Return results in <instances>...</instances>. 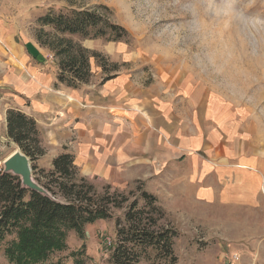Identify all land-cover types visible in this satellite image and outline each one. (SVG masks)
I'll return each instance as SVG.
<instances>
[{
	"label": "crops",
	"instance_id": "obj_1",
	"mask_svg": "<svg viewBox=\"0 0 264 264\" xmlns=\"http://www.w3.org/2000/svg\"><path fill=\"white\" fill-rule=\"evenodd\" d=\"M4 25L0 13V121L6 130L9 108L35 119L45 147L38 166L50 169L69 152L88 178L114 186L151 181L159 197L199 204L202 225L228 237L234 252L264 241V156L240 138L239 121H225L216 97L161 67L151 79L129 69L97 80L94 69L92 80L68 87L57 82L47 48L16 42Z\"/></svg>",
	"mask_w": 264,
	"mask_h": 264
},
{
	"label": "rangeland",
	"instance_id": "obj_2",
	"mask_svg": "<svg viewBox=\"0 0 264 264\" xmlns=\"http://www.w3.org/2000/svg\"><path fill=\"white\" fill-rule=\"evenodd\" d=\"M75 7H99L112 22L128 32V40L118 42L102 37L66 36L88 51L93 77L94 69H98L97 80L129 69L137 77L147 73L149 79L155 67L169 72L175 70L185 82L198 84L207 90L205 94L216 97L218 110L228 113L225 121H239L240 138L257 146L256 155L264 156V0H0V13L7 23L5 30L14 35L18 43L33 40L43 48L47 47L41 45L38 38L43 41L44 33L53 29L42 24L39 18L48 12ZM50 52L57 65V57ZM17 148L0 121V157ZM38 168L48 169L37 165ZM88 179L97 190L107 184L96 178ZM148 182L109 185L117 191L142 188L155 194L152 182ZM178 192L173 189L171 194ZM161 195L156 197L166 213L162 222L177 231L175 264H264V241H247L252 243L251 248L245 247L241 250L243 253L234 252L235 247L227 242L228 237L220 239L221 233L213 226L202 225L199 204ZM118 215H121L120 210H115L112 218L86 224L83 237L73 230L68 231L64 247L43 263L61 259L72 264L74 254L83 252L85 264H110L114 222ZM223 220L227 222L224 235L233 236L229 216H224ZM12 239L13 235H9L0 245V264H16L4 252ZM234 253L238 257L244 255L245 259L257 257L254 262L243 263L241 257L232 260ZM138 264L153 263L143 259Z\"/></svg>",
	"mask_w": 264,
	"mask_h": 264
},
{
	"label": "trees",
	"instance_id": "obj_3",
	"mask_svg": "<svg viewBox=\"0 0 264 264\" xmlns=\"http://www.w3.org/2000/svg\"><path fill=\"white\" fill-rule=\"evenodd\" d=\"M39 20L53 29L44 33L43 41L38 40L57 57L56 80L68 87L77 88L89 82L92 73L88 51L67 35L128 40L126 29L112 22L99 7L63 8L45 13ZM6 135L29 157L35 181L47 192L23 186L18 175L3 170L0 157V245L13 235L4 252L14 263L44 264L52 253L64 247L68 231L83 237L86 224L112 218L115 210H120L121 215L115 217L110 264H138L143 259L153 264L177 262V231L162 222L166 213L155 194L142 188L128 192L112 190L109 184L97 190L79 172L69 152L56 155L50 169L37 170L35 161L45 148L35 119L20 109L7 110ZM47 264L66 263L58 259ZM72 264H85L84 253H75Z\"/></svg>",
	"mask_w": 264,
	"mask_h": 264
},
{
	"label": "water",
	"instance_id": "obj_4",
	"mask_svg": "<svg viewBox=\"0 0 264 264\" xmlns=\"http://www.w3.org/2000/svg\"><path fill=\"white\" fill-rule=\"evenodd\" d=\"M3 170L18 175L23 186L47 194L34 179L31 161L19 148L7 154L2 161Z\"/></svg>",
	"mask_w": 264,
	"mask_h": 264
},
{
	"label": "built area",
	"instance_id": "obj_5",
	"mask_svg": "<svg viewBox=\"0 0 264 264\" xmlns=\"http://www.w3.org/2000/svg\"><path fill=\"white\" fill-rule=\"evenodd\" d=\"M232 260H233V261H236V260H238V257L235 256V255H233V256H232Z\"/></svg>",
	"mask_w": 264,
	"mask_h": 264
}]
</instances>
